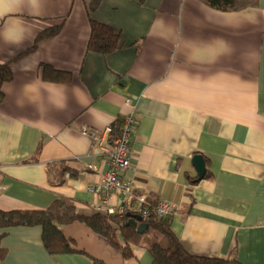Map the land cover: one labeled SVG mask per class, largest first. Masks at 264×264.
<instances>
[{
	"label": "crops",
	"instance_id": "0c3cea01",
	"mask_svg": "<svg viewBox=\"0 0 264 264\" xmlns=\"http://www.w3.org/2000/svg\"><path fill=\"white\" fill-rule=\"evenodd\" d=\"M91 1L0 0V63L62 25L11 63L13 80L2 88L0 209L41 211L68 198L82 216L99 213L105 195L88 187L109 164L83 130L134 113L123 179L135 197L176 205L172 230L188 253L264 264V0L239 12L201 0H100L90 14ZM90 18L118 31L121 48L90 52ZM44 65L71 81L45 80ZM196 155L206 162L203 179ZM60 162L63 184L48 172ZM62 231L75 252L50 254L39 226L0 229V264H152L146 249L125 259L82 222Z\"/></svg>",
	"mask_w": 264,
	"mask_h": 264
},
{
	"label": "trees",
	"instance_id": "16d2710c",
	"mask_svg": "<svg viewBox=\"0 0 264 264\" xmlns=\"http://www.w3.org/2000/svg\"><path fill=\"white\" fill-rule=\"evenodd\" d=\"M142 6L145 0H134ZM206 6L220 12H239L247 8L258 6V0H201ZM100 0H92L88 5L90 14L99 7ZM64 20V19H63ZM91 36L88 50L101 55L114 53L121 48L120 33L110 25L90 18ZM62 25L48 29L37 37L33 47L26 53L19 55L11 61L0 63V103L4 101L2 88L4 84L13 80L10 65L25 54L34 51L41 42L56 36ZM43 78L57 83H68L72 75L62 72L49 65L43 66ZM123 119L117 120L113 129L117 134ZM41 148L38 149L40 152ZM68 171L64 163H54L49 167V174L58 178L59 183L65 181ZM130 218L107 217L95 213L85 217L77 212L75 201L68 198L56 200L48 209L41 211H10L0 209V229L18 226H39L43 230L42 238L47 251L52 255L70 254L75 252L73 243L63 234L62 227L74 222L86 224L96 234L104 237L115 249L122 252L125 259L134 258V248L141 247L148 251L152 257V264H242L234 254L228 258H208L188 253L172 230V218L160 219L152 212L148 219L136 220L137 225L146 228L139 231L138 227L129 224ZM7 251L0 246V260L4 259Z\"/></svg>",
	"mask_w": 264,
	"mask_h": 264
},
{
	"label": "built area",
	"instance_id": "2783aa9c",
	"mask_svg": "<svg viewBox=\"0 0 264 264\" xmlns=\"http://www.w3.org/2000/svg\"><path fill=\"white\" fill-rule=\"evenodd\" d=\"M137 126L135 114L131 113L123 119L117 134L113 127L102 131L83 130V134L105 155L109 164V171L101 176L99 183L89 186L88 190L96 195H105L95 209L107 217L143 220L148 219L154 212L160 219H170L174 215L176 205L160 200L157 205L152 206L144 197H135L133 181L123 179L124 174L131 168V148ZM3 190L4 187L0 185V192ZM114 195L117 196L115 205L111 203Z\"/></svg>",
	"mask_w": 264,
	"mask_h": 264
},
{
	"label": "water",
	"instance_id": "95a60500",
	"mask_svg": "<svg viewBox=\"0 0 264 264\" xmlns=\"http://www.w3.org/2000/svg\"><path fill=\"white\" fill-rule=\"evenodd\" d=\"M192 162H193L194 168L198 172L199 179H203L206 175V162H205L204 157L202 155H196L193 158ZM129 224H132L134 227H138L140 232H142V230H144L146 228L145 225L138 226L136 219H131Z\"/></svg>",
	"mask_w": 264,
	"mask_h": 264
}]
</instances>
